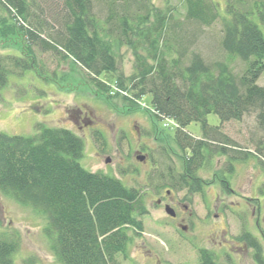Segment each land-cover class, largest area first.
<instances>
[{
    "label": "trees",
    "instance_id": "obj_1",
    "mask_svg": "<svg viewBox=\"0 0 264 264\" xmlns=\"http://www.w3.org/2000/svg\"><path fill=\"white\" fill-rule=\"evenodd\" d=\"M58 1L47 6L54 7V27L37 0H0V41L19 34L26 43L20 55L0 54V89L11 73L35 68L29 50L38 44L71 58L103 93L120 90L134 99L150 94L156 117L176 123L175 141L191 153L185 159V172L191 176L197 177L205 151L207 158L227 157L231 170V159L245 158L237 152L261 155L264 164V85L256 82L264 70V0H226L223 13L212 0H166L163 5L153 0ZM95 4L106 8L104 16L97 15ZM216 21L220 46L229 59L243 62L241 74L226 57L208 62L191 49L194 33L186 25L200 28ZM123 45L133 55L129 76L117 69L115 49ZM208 113L217 114L220 124L210 125ZM245 116H253L261 132L256 151L230 146L220 130L222 123ZM191 122L200 123L201 137L186 131ZM36 127L32 135L0 132V191L44 218L42 231L62 264H118L119 256L127 257L132 234L140 236L143 228L141 217L148 213L143 192L104 172L85 169L79 163L83 139L71 129ZM180 178L176 188L201 190L186 175ZM243 237L254 250L256 264H264L259 239L251 233ZM17 247L16 237L0 233V264H16ZM33 263L26 258L21 264ZM195 264L218 263L212 252L201 249Z\"/></svg>",
    "mask_w": 264,
    "mask_h": 264
},
{
    "label": "rangeland",
    "instance_id": "obj_2",
    "mask_svg": "<svg viewBox=\"0 0 264 264\" xmlns=\"http://www.w3.org/2000/svg\"><path fill=\"white\" fill-rule=\"evenodd\" d=\"M37 1L43 8V17L57 27L50 16L54 7L47 6L59 1ZM153 1L163 5L166 0ZM169 1L176 4V0ZM212 1L223 13L226 0ZM33 7L39 10L37 5ZM94 10L100 17L106 14V8L99 4H95ZM186 28L194 33L192 50L208 62L226 57L233 71L241 74L243 62L229 59L220 46L219 21L200 28L188 23ZM25 45V40L17 34L7 42L0 41V54L20 55ZM30 47L29 53L35 56V68L23 74L11 73L7 84L0 89V132L32 135L39 124L67 127L83 139L84 150L79 163L85 169L104 172L143 192L148 210L141 217L143 228L140 236L132 234L127 257L119 256L118 264H195L201 249L212 252L218 264H256L254 250L243 237L246 233L259 239L264 256L261 155L257 158L252 153L237 152L245 158L242 161L231 159V170L224 155L207 158L209 151L203 152L206 158L195 172L198 180L204 181L195 183L201 190L190 188L187 191V201L194 213L193 224H187V232L177 229L175 221L155 203L158 189L169 188L174 192L180 189L175 183L161 185L160 177L184 171V161L191 154L177 145L174 122L156 117L150 94L134 99L120 90L111 95L103 93L91 85L86 72L68 56L42 49L38 44ZM115 53L118 73L129 76L134 70L131 50L123 45L115 49ZM101 77L105 78V74ZM256 82L264 85V70ZM79 116L91 117L92 123H80V128L76 123ZM206 117L210 125L220 124L217 114L208 113ZM185 129L194 137H201L200 123L191 122ZM220 130L229 138L227 143L237 149L256 151V142L262 139L253 116L226 121L220 125ZM140 153L152 156V170L150 162L137 158ZM44 223V218L32 207L0 191V233L17 238L18 247L13 253L16 264L26 258L32 259L33 264H62L55 258L49 239L42 231Z\"/></svg>",
    "mask_w": 264,
    "mask_h": 264
},
{
    "label": "flooded vegetation",
    "instance_id": "obj_3",
    "mask_svg": "<svg viewBox=\"0 0 264 264\" xmlns=\"http://www.w3.org/2000/svg\"><path fill=\"white\" fill-rule=\"evenodd\" d=\"M90 119H91V117L79 116V118L76 120V123L79 124V127L81 128L80 123H82V124L86 123L87 124V122H89L91 124L92 121ZM134 127H135V131L138 133L136 126H134ZM137 152H140V150L137 149ZM140 156L144 157V159L141 160L142 162H144V163L150 162V168L152 170V167H151L152 166V156L149 154H141V153H140ZM184 163H185V161H184ZM184 166H185V164H184ZM176 174H178L177 177H174ZM183 174L186 175L188 182L193 184V185H195V183L197 181H200V180L202 182H204L202 179L198 180L197 177L191 176L187 171L185 172V170H184V171H180V172H175V174L172 173L170 176L168 175V177H166V176L160 177V179L163 180V183H161V185L170 186L174 183L180 182L181 181L180 177ZM188 189H189V186H187V187L182 186L178 191H175V192L169 188L158 189L157 192L159 194L155 198L156 205L162 207L165 212H166V207H169L172 210L173 214H169L167 212L166 213L168 214V216L171 219H173L175 221V226L177 227V229L180 228L184 232L188 231L187 224L192 226V224H193L192 216L194 214L189 207V204H188L189 201H187L188 200V195H187ZM162 190H163V192H162ZM180 192H182L183 195L180 196L179 195Z\"/></svg>",
    "mask_w": 264,
    "mask_h": 264
},
{
    "label": "water",
    "instance_id": "obj_4",
    "mask_svg": "<svg viewBox=\"0 0 264 264\" xmlns=\"http://www.w3.org/2000/svg\"><path fill=\"white\" fill-rule=\"evenodd\" d=\"M139 160H143L144 157L143 156H138L137 157ZM106 161H109V159H106ZM166 212L169 214H173L172 210L169 207H166Z\"/></svg>",
    "mask_w": 264,
    "mask_h": 264
}]
</instances>
